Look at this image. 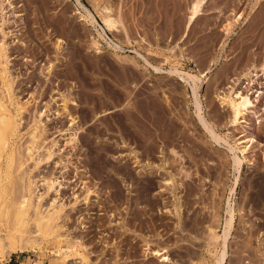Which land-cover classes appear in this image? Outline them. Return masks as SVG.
I'll list each match as a JSON object with an SVG mask.
<instances>
[{"label":"rangeland","instance_id":"374dc122","mask_svg":"<svg viewBox=\"0 0 264 264\" xmlns=\"http://www.w3.org/2000/svg\"><path fill=\"white\" fill-rule=\"evenodd\" d=\"M196 1L0 0V100L16 122L4 161L31 147L34 203L62 206L73 248L16 250L0 264H217L230 207L225 264H264V96L236 128L219 97L264 63V0H206L190 23ZM174 70L200 78L203 114L221 137L257 141L239 173ZM0 236L10 237L3 218Z\"/></svg>","mask_w":264,"mask_h":264},{"label":"bare ground","instance_id":"6f19581e","mask_svg":"<svg viewBox=\"0 0 264 264\" xmlns=\"http://www.w3.org/2000/svg\"><path fill=\"white\" fill-rule=\"evenodd\" d=\"M205 1L206 0H199L192 5V15L190 18V23L200 14V12L202 11V7L205 4ZM83 17H84L83 19L92 22V24L95 23V20L93 19L89 11H87L86 15H84ZM240 19H241V15L237 16L236 21H239ZM102 20L106 28L109 29L110 31L116 29L117 22L109 15V13L104 15ZM231 24L228 23L227 25H225L226 26L225 32L227 34L230 31L229 26ZM3 51L4 50L0 48V63H2L3 60V58L1 60ZM263 65L264 63L261 66ZM154 68L156 71H161L160 68H156V67ZM249 71L250 70H247L246 72L241 73V75L247 76V74H249ZM0 73H1V78L3 80L2 84L4 87H6V82L4 77L7 73L5 71V68H3V71ZM170 73L179 76L181 81L190 85L192 89L194 103L197 110V117L200 125L202 126L204 131L212 138L214 142L218 143L219 145L221 144L227 146L228 150L233 154L232 158L234 161V165L239 173V171L241 170L243 164L247 159L250 149H253V147L256 146L257 141L255 140V138L251 136L247 137L244 135L236 139L235 144L233 145L227 139L221 137L215 131L214 129L215 127L212 125V123H210L209 120L206 118V116L203 114V104L199 95L200 78L190 74L183 75L182 72H179L178 70L171 71ZM227 92L229 94L233 93L235 96L232 95L233 96L232 98H227L224 92H221L224 95H220L219 97L221 100L226 102V104L231 108V114H232L231 122L233 123L231 127L236 128L242 123H244L242 120L246 119L245 116H247L248 113L253 112L252 114H254V111L251 112V108L254 107V105L256 107H259L261 111L260 102L258 99H256L258 98L259 95L256 97L254 96L255 98L254 97L252 98L251 96H248L249 94L247 93L244 94L239 91L236 92L227 91ZM15 128H16L15 119L11 116L7 108L0 100V218H3L6 221V227L10 232V237L0 236V263L2 260H5L8 257H10L11 254L14 253L16 250L43 251L46 248L48 249V245H53L56 248V253H66L67 251L64 252L63 250L64 244L68 245L67 247L69 249L72 248L71 243L68 242L70 241L69 238H67L65 235L62 234L63 236H65L64 238L61 235V231H63V225H60L61 223H59V221L62 220L63 218L62 216L63 208H61L62 206L60 207L59 205V209H57V207L54 206L55 204L53 205L52 203L51 206L52 205L54 206V207L52 206L53 211H51L52 207L49 210L48 209L46 210L45 208L43 209L42 208L43 206L41 204V202L44 199L42 197L43 195H40L38 204H36V202L34 203L33 199H35L39 195L37 194V196L35 195L36 197L34 196L35 190L33 191V186L36 185V180H35L36 177L35 179L31 180V166L28 165V163L32 160L31 147L29 145H26L25 147H22L21 150H13L9 155L8 160H6V162L4 161V157L8 151V146H10L9 139L10 136L14 134ZM37 130L38 129H36L31 134V139L29 143L32 146L36 145L35 139H36ZM41 157L37 159L38 161V163L36 164L37 167L43 161L49 160L51 154L45 155L42 158ZM45 182H46L45 186H47L48 189L47 193H49V191L54 187L56 182L52 179H49V177L46 178ZM88 196L89 193L88 195L85 196L86 200L88 199ZM48 205L49 204H47L46 208L48 207ZM41 209L45 211L43 210L41 211ZM227 213H229L231 217L230 219L228 218V220H226L225 223L224 232H223L224 234L221 238L223 242V250H222L223 253H221V255L218 256L216 260L217 264L226 263L228 257L227 249L229 244V237L234 227L235 216H234L233 208L230 207V210H228ZM28 226H31L29 230H27ZM75 252L78 253V251ZM83 255L84 254H82L81 257H83ZM152 255L156 256L163 254H160V252H158L154 254L152 253ZM66 257L64 256L62 258L63 260L62 259H61L62 261L60 260L61 264L67 263ZM83 259L82 260L85 262L87 259H89V256L86 259L85 258ZM167 259L168 258L163 259L162 261L165 260L164 262H166ZM167 261H169V259ZM86 264H89V262Z\"/></svg>","mask_w":264,"mask_h":264},{"label":"built area","instance_id":"2783aa9c","mask_svg":"<svg viewBox=\"0 0 264 264\" xmlns=\"http://www.w3.org/2000/svg\"><path fill=\"white\" fill-rule=\"evenodd\" d=\"M115 44V43H114ZM226 91H239L244 94H249L252 98L258 96L259 102L264 96V65L259 68L250 69L247 76L234 75L226 85ZM254 97V98H255Z\"/></svg>","mask_w":264,"mask_h":264},{"label":"trees","instance_id":"16d2710c","mask_svg":"<svg viewBox=\"0 0 264 264\" xmlns=\"http://www.w3.org/2000/svg\"><path fill=\"white\" fill-rule=\"evenodd\" d=\"M6 264H15L13 261H10L9 263H6Z\"/></svg>","mask_w":264,"mask_h":264}]
</instances>
